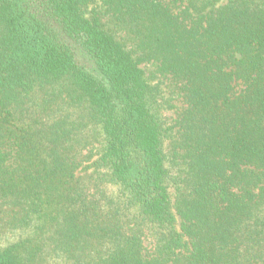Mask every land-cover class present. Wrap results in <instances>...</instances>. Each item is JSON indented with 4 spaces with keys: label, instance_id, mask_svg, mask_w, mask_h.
Listing matches in <instances>:
<instances>
[{
    "label": "trees",
    "instance_id": "trees-1",
    "mask_svg": "<svg viewBox=\"0 0 264 264\" xmlns=\"http://www.w3.org/2000/svg\"><path fill=\"white\" fill-rule=\"evenodd\" d=\"M0 264H264V0H0Z\"/></svg>",
    "mask_w": 264,
    "mask_h": 264
}]
</instances>
